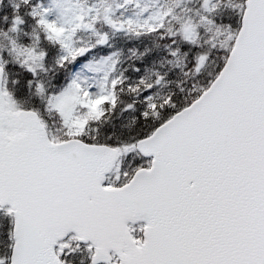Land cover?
Returning <instances> with one entry per match:
<instances>
[{"label":"snow or ice","instance_id":"6c2138e0","mask_svg":"<svg viewBox=\"0 0 264 264\" xmlns=\"http://www.w3.org/2000/svg\"><path fill=\"white\" fill-rule=\"evenodd\" d=\"M0 264H264V0H0Z\"/></svg>","mask_w":264,"mask_h":264}]
</instances>
